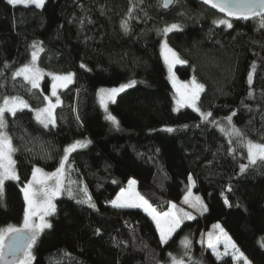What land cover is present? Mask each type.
Masks as SVG:
<instances>
[{"label":"trees","instance_id":"1","mask_svg":"<svg viewBox=\"0 0 264 264\" xmlns=\"http://www.w3.org/2000/svg\"><path fill=\"white\" fill-rule=\"evenodd\" d=\"M220 19L232 27L213 23ZM173 24L179 27L165 33ZM260 25L259 16L228 17L204 0H173L168 8L162 0H45L40 8L0 0V103L16 96L31 108L5 114L19 179L5 181L0 194V229L21 223L22 186L34 167L53 171L66 147L90 141L67 154L65 184L71 192L87 189L95 207L67 195L55 198L50 227L38 235L30 264H172L173 258L233 264L200 245L217 222L251 264H264V161L249 164L245 147L247 140L264 143ZM163 40L184 61L175 67L178 77L204 86L197 104L211 113L207 119L189 107L174 110ZM34 41L43 49L36 60L41 69L50 76L72 73L58 90L60 103L50 97L55 125L47 127L32 109L46 103L52 78L45 75L33 88L14 75L31 61ZM131 81L108 106L117 127L105 117L98 93ZM223 120L242 135H225L217 125ZM189 177L205 210L184 219L166 243L141 209L110 204L133 179L138 193L165 211L183 203Z\"/></svg>","mask_w":264,"mask_h":264},{"label":"snow or ice","instance_id":"2","mask_svg":"<svg viewBox=\"0 0 264 264\" xmlns=\"http://www.w3.org/2000/svg\"><path fill=\"white\" fill-rule=\"evenodd\" d=\"M10 5H28L29 2L35 7L40 8L44 5L45 0H7ZM169 0H164V6L167 7ZM204 3H210L213 7L218 8L221 12L227 14L230 17H240L244 19L248 18H256L260 17L261 19V27H264V0H204ZM259 9V10H257ZM216 24H224L227 27L231 28L232 25L227 19H220L213 21ZM125 31H127V25L122 24ZM179 25L173 24L164 29V32L167 33L173 29L178 28ZM33 47L35 51L32 52V59L29 63L22 65L15 73V76H22L24 80L31 83L33 88L39 87V80L42 78V70L37 68L35 65V61L37 60V54L43 49L39 46V43L34 41ZM163 49L167 54H170L172 58V62L184 63V61L179 60L177 54L168 47L165 42L162 45ZM169 56L166 55L165 59L168 60ZM255 65H253V68ZM252 72H249L248 80L249 83L252 81ZM72 77V73H68L66 75H57L54 76V80L59 83H54L52 85V95H56V88L58 86H66L68 82H70ZM135 81H131L128 84H122L119 88H113L107 90L110 93V98H114L116 93L124 91L125 88L130 87L134 84ZM204 86L202 84L197 83L195 78L192 79L191 82V91L190 94L184 98V102L190 103L191 105H195V101L199 98V93L203 91ZM251 95V93H250ZM47 99V97H45ZM57 104L60 103L59 99H57ZM103 103V99L101 101ZM178 103H180L178 101ZM28 104L25 100L20 97H5L3 103L0 104V194L4 191V184L7 180H18L19 177L15 171V161L12 159V154L16 151V149L12 145L11 138L3 131L6 128V113H11L15 115V113L19 109L27 108ZM56 104L51 103L49 101L48 105L39 109L36 113V119L44 124L47 127L49 124L55 125V117L53 114V109H55ZM197 111H200L198 108ZM211 113H201L202 119H207ZM108 120L112 121L114 125L119 126V122L116 120V117L111 115L110 113L106 117ZM231 123V117L227 118ZM224 131V129H221ZM168 131H172L171 128ZM230 132L240 137L242 135L241 131L233 126L230 129ZM227 134V133H226ZM90 141H75L72 145L66 147L64 149L65 156L61 159L60 167L56 169L53 173H44L40 168H33L32 180L29 181L22 191L24 192V198L26 201V208L23 218V226L22 227H13L8 226L6 229H0V264H30L32 257L31 249L35 244L38 235L43 229L50 227V225L45 221L44 217L51 212L55 211V205L52 203L53 198L59 194L61 181L59 179L62 174L65 160H67V154L69 152L74 151L78 147H84ZM247 148V155L250 164L257 163L258 160L264 161V143H255L251 140H247L245 144ZM246 165H241V172H244L246 169ZM53 177H56V186L55 188L48 189L46 187V182ZM189 182L191 184V177H189ZM134 181H129L131 185ZM40 185L41 187L38 189H34L33 185ZM86 193V189L84 190ZM124 190H121V193L117 195V198L111 203L116 207H133L139 208L142 207L144 210L152 217V219L156 222L157 230L160 234L161 243H166L172 234L176 231L180 226V218L175 215L172 211L165 213H158L156 209H154L147 200L143 197L138 196L136 198H125L122 199ZM40 193H43V196H40ZM71 195V192H69ZM187 201V197L185 198ZM82 203H89L91 207H95V204L91 202V197L89 196L87 200L81 201ZM196 202L201 203L199 197H196ZM195 207V204L193 205ZM175 208V205L172 206ZM39 214L40 223H36L32 218ZM184 217L187 219H192L191 215L188 213H184ZM218 227V226H217ZM221 233H223V229H221ZM226 239L225 248L227 249L229 246L238 251L234 243L231 242L230 238H227V234L223 233ZM7 238L8 243L5 244V239ZM182 244L187 248L190 245V241H188L187 237L183 238L181 241ZM210 248L215 249V244L213 242H209L208 245ZM8 249L13 255V259L7 260L6 256L9 254L5 250ZM17 250H23L24 258L21 259L19 257H15V252ZM227 254V253H225ZM171 255V254H169ZM242 255V254H241ZM219 258V256H218ZM172 264H184L182 260H176L173 258ZM245 264H248L245 259Z\"/></svg>","mask_w":264,"mask_h":264},{"label":"rangeland","instance_id":"3","mask_svg":"<svg viewBox=\"0 0 264 264\" xmlns=\"http://www.w3.org/2000/svg\"><path fill=\"white\" fill-rule=\"evenodd\" d=\"M22 5H24V4H22ZM28 5H33V4H31L30 2H29V4ZM167 43V45H168V47L169 48H171L174 52H175V50L168 44V42L166 41V40H163V41H161L160 42V54H161V57H162V59H163V62H164V65H165V69H166V73H167V77H168V80L170 81V84H171V87H172V94H173V99H174V110L175 111H177L179 108H183V107H189L190 109H192V110H194V111H196V112H198L199 113V115L201 116V113L203 112L200 108H199V106H198V104H197V100L195 101V105L193 106V105H191L190 103H187V102H184V98L185 97H187L189 94H190V91H191V82H192V79H193V77H191V78H189V79H180L179 77H178V75H177V73L175 72V67H176V65H178L179 63L178 62H172V58H171V56H170V54H167L166 52H165V50L163 49V47H162V45L164 44V43ZM176 53V52H175ZM166 55H168L169 56V58H168V60H166L165 59V56ZM30 62V61H29ZM35 65H36V67L37 68H39V69H41L39 66H38V64H37V61H35ZM42 70V78L39 80V86H40V82H41V80L44 78V76L45 75H48L50 78H52L51 80H50V89H49V91H48V94L46 93V94H44V98L45 97H47V99H45L46 101V103L44 104V106H42V107H39V108H35V109H32L33 110V114H34V117H36V113H37V111L39 110V109H43V108H45L47 105H48V103H49V100H50V97L52 96L53 97V99L56 97L57 99H58V90L59 89H61V88H63V87H65V86H58L57 88H56V95L55 96H53L52 95V85L54 84V83H59V82H57V81H55L54 80V76H57L56 74H51V76L45 71V70H43V69H41ZM64 75H66V74H64ZM16 77H20V78H22L23 80H24V78L22 77V76H16ZM71 80H72V77H71ZM70 80V81H71ZM24 81H26V80H24ZM27 83L28 84H30L31 85V83H29L28 81H27ZM198 83V82H197ZM68 84V83H67ZM66 84V85H67ZM32 86V85H31ZM120 86H116V87H110V88H108V89H102L101 88V90L99 91V93H98V98H99V101H100V104H101V108L103 109V111H104V115H105V117H107V115L110 113L109 112V109H108V106H109V103H111L112 101H113V99L115 98V96L117 95V93L115 94V96H114V98H110V93L107 91V90H110V89H113V88H119ZM37 88H39V87H37ZM201 93V92H200ZM200 93H199V95H200ZM16 97V96H15ZM49 97V98H48ZM21 98V97H20ZM23 99V98H22ZM102 99H103V103H101V101H102ZM4 100V99H3ZM3 100H2V102L0 103V104H2L3 103ZM23 100H25V99H23ZM26 101V100H25ZM178 101L180 102V103H178ZM28 104V103H27ZM28 108H30V106L28 105V107H27V109ZM199 109L200 111H197L196 109ZM31 109V108H30ZM203 113H205V112H203ZM111 114V113H110ZM110 121V120H109ZM110 122H112V121H110ZM42 124V123H41ZM44 125V124H43ZM217 125L219 126V128L220 129H224V131H222L225 135H229L231 132H230V129H231V127L229 126V123H228V121H226V120H223V121H220L219 123H217ZM227 133V134H226ZM246 144V143H245ZM246 147V146H245ZM246 155H247V148H246ZM247 158H248V155H247ZM12 159L14 160V153L12 154ZM248 160V163L250 164V162H249V159H247ZM14 167H15V164H14ZM58 167H60V165L58 166ZM57 167V168H58ZM36 168H40V167H38V166H36ZM56 168V169H57ZM40 169H42V168H40ZM56 169H54L53 171H46V170H44V169H42L43 170V172L44 173H53V172H55L56 171ZM15 171H16V167H15ZM32 173H33V171H32ZM16 174H17V172H16ZM65 170H64V168H63V171H62V174L60 175V177H59V179H60V181H61V187H60V191H59V194L58 195H56L54 198H53V200H52V203L54 204V200H55V198H57V197H60V196H62V195H67V196H71L72 198H74V199H76V200H78V201H85V200H87V198L90 196L91 197V202L92 203H94L95 204V202L93 201V198H92V196H91V194L89 193V191L86 189V193H85V188H83V192L81 193V192H79V190H77L76 188H74V187H72L73 188V190L74 191H69L67 188H66V184H65ZM32 174H31V177H30V180H28V182L29 181H31L32 180ZM134 181V183H132L131 185L129 184V181ZM130 180H128L127 181V183H126V185L123 187V188H121L118 192H117V194L115 195V197L111 200V201H113V200H115L116 198H117V195L118 194H120L121 193V190L123 189L124 190V192H123V195H122V199H125V198H136V197H138V196H141L139 193H138V191H137V185H136V182H135V180H133V179H130ZM16 181V180H15ZM27 182V183H28ZM26 183V184H27ZM25 184V185H26ZM25 185H23L22 186V189L24 188V186ZM55 186H56V177H53L52 179H50V180H48L47 182H46V187L48 188V189H52V188H55ZM41 186L40 185H38V184H36V185H33V188L34 189H38V188H40ZM192 187L193 186H191V184L189 185V188H187V190L185 191V194H184V196H183V198H182V204H175V203H170V205H169V207H168V209H166L165 211H158L154 206H152L149 202V204L154 208V209H156V211L158 212V213H165V212H169V211H172L173 213H175V215L177 216V217H179L180 218V225H181V223H182V221L184 220V219H187V218H185L184 217V213H188V214H190L191 215V217H192V215H197L198 214V212L199 213H201V212H203L204 210H205V204H204V202L201 200V198H200V196H198V195H196L195 193H194V191H193V189H192ZM69 192H71V195H69ZM22 193H23V198H24V192L22 191ZM40 196L42 197L43 196V193H40ZM142 197V196H141ZM187 197V201H186V198ZM196 197H199V199H200V201L202 202V204L201 203H197L196 202ZM111 201H110V204L112 205V206H114L112 203H111ZM24 203H25V208H26V201H25V198H24ZM86 204H88L89 205V203H86ZM184 204H188L189 206H190V208H184L183 207V205ZM195 204V207L193 206ZM173 205H175V208H173L172 206ZM114 207H116V206H114ZM180 207H182L183 209H180ZM121 208H133V207H121ZM138 209H141L145 214H147L150 218H151V220L153 221V223H154V225H155V227H156V222L152 219V217L144 210V208H142V207H139ZM197 211V212H196ZM24 213H25V209H24ZM52 213V212H51ZM50 213V214H51ZM50 214H48V215H46L45 217H44V219H45V221L49 224V222H48V217H49V215ZM23 218H24V215H23ZM193 218V217H192ZM36 223H40V219H39V214H37V216H35V217H33L32 218ZM8 226H13V227H22L23 226V219H22V221H21V223L19 224V225H7V226H4V227H2L1 229H6ZM218 226V227H217ZM180 227V226H179ZM178 229V228H177ZM176 229V230H177ZM221 229H223V233H226L227 234V238H230V240H231V242L232 243H234L233 241H232V239H231V237L228 235V233L226 232V230L222 227V225L220 224V223H214V224H212L208 229H207V231H205V234H204V241H202V243H203V245H202V243L200 244L201 246H203L204 248H203V250L204 251H206V248H208L209 249V251L211 252V254L215 257V258H217V259H219V258H222V257H226V256H229L231 259H232V262H233V264H245V259L247 260V262H248V264H251L250 263V261L239 251V249L237 248V246H236V249H238V251H235L234 249H232L230 246L226 249L225 248V243H226V239H225V236L223 235V233H221ZM44 230V229H43ZM156 230H157V227H156ZM42 232V231H41ZM40 232V233H41ZM157 232H158V235H159V238H160V234H159V231L157 230ZM210 240H211V242H213L214 244H215V249H213V248H210L208 245H209V242H210ZM8 243V241H7V238L5 239V244H7ZM235 244V243H234ZM34 246V245H33ZM207 246V247H206ZM6 251V250H5ZM31 253H32V257H33V247H32V249H31ZM225 253H227V254H225ZM242 254V255H241ZM218 256H219V258H218ZM15 257H19V258H21V259H23L24 258V252L22 251L21 252V254H19L18 256H15ZM6 259L7 260H11V259H13V256H6ZM33 260V258L31 259V261ZM31 261H30V263H31Z\"/></svg>","mask_w":264,"mask_h":264},{"label":"water","instance_id":"4","mask_svg":"<svg viewBox=\"0 0 264 264\" xmlns=\"http://www.w3.org/2000/svg\"><path fill=\"white\" fill-rule=\"evenodd\" d=\"M172 1L173 0H169V3H168V6L167 7H165L164 6V0H162V6H163V8H168L171 4H172ZM210 4V3H209ZM211 6H212V4H210ZM213 7V6H212ZM213 8H215V7H213ZM215 9H217V10H219L218 8H215ZM257 10H259V9H257ZM220 11V10H219ZM221 12V11H220ZM222 13H224V12H222ZM224 14H226V13H224ZM227 15V14H226ZM228 17H230V16H228ZM233 18H240V17H233ZM240 19H244V18H240ZM23 250H17L16 252H15V256H18L19 254H21V252H22ZM6 252H8L9 254L7 255V256H13L12 254H11V252L8 250V249H6ZM184 264H186V262H184Z\"/></svg>","mask_w":264,"mask_h":264}]
</instances>
